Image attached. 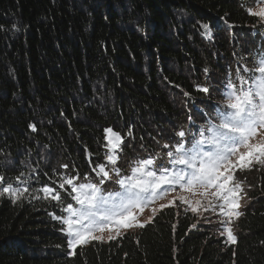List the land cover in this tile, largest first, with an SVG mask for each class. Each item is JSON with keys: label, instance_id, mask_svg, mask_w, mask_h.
Returning a JSON list of instances; mask_svg holds the SVG:
<instances>
[{"label": "trees", "instance_id": "16d2710c", "mask_svg": "<svg viewBox=\"0 0 264 264\" xmlns=\"http://www.w3.org/2000/svg\"><path fill=\"white\" fill-rule=\"evenodd\" d=\"M258 1L0 0L1 186L25 174L31 190L94 182L108 128L122 137L116 165L127 173L164 158L179 131L186 144L192 127L218 122L225 85L253 75L245 69L264 54V23L247 12ZM239 179L235 244L170 207L71 256L56 201L0 195V264H264V169Z\"/></svg>", "mask_w": 264, "mask_h": 264}, {"label": "snow or ice", "instance_id": "6c2138e0", "mask_svg": "<svg viewBox=\"0 0 264 264\" xmlns=\"http://www.w3.org/2000/svg\"><path fill=\"white\" fill-rule=\"evenodd\" d=\"M259 3L264 4V0H259ZM247 12L264 22V6H260L258 11L247 8ZM201 26L208 28L207 24ZM245 71L253 75L245 77L238 74L239 86L231 80L225 85L223 107L218 106L217 109L218 123L209 121L208 126L199 131V138H193L190 146L184 142L187 135L184 130L177 133L179 142L163 145L168 149L169 167L157 168L154 158L140 159L134 162L131 174L123 178H120V170L114 168L117 176L115 183L122 191L106 195L100 185L111 180L112 176L103 164L93 169L101 177L99 183H74L75 177H61L59 187L70 186L74 193L72 199L79 205L75 208L68 204L63 209L67 213L64 217L53 216L65 226L62 231L68 235L67 245L72 250L70 256L75 254L77 246L87 245L91 241L104 242L102 235L93 233H103L106 229L112 233L113 227L110 225L115 226L116 234H109L107 241L121 236V227H145L173 201L153 207L152 215L144 223L137 219L136 210L143 213L149 204L163 199L169 191L177 188L179 194L174 199L187 205L185 211H199L208 223L212 221L204 216L205 213L218 216L223 228L220 235H226L227 243H237V237L228 226L243 215L238 210L242 199L240 193L244 191L243 181L236 179V172L264 167V54L259 56L253 69ZM199 90L205 93L209 91L207 88ZM105 133L109 147L105 158L116 165L118 156L115 152L123 142L122 137L111 128L105 129ZM108 134L114 139L109 138ZM41 191L44 198L51 196L52 200H60L59 193H55L53 188L45 186ZM26 192L27 188L21 191L8 186L3 188L0 195L10 194L15 204Z\"/></svg>", "mask_w": 264, "mask_h": 264}, {"label": "rangeland", "instance_id": "374dc122", "mask_svg": "<svg viewBox=\"0 0 264 264\" xmlns=\"http://www.w3.org/2000/svg\"><path fill=\"white\" fill-rule=\"evenodd\" d=\"M260 6H264V4H260L259 1H258V4L255 5V7L253 8L254 11H258L259 10V7ZM259 19V18H258ZM264 23V22H263ZM200 34L204 37V38H209L210 37V34H209V31L208 29H205L203 27H201V30H200ZM236 84L239 86V81H236ZM223 101H224V96H223V99H222V105L220 106L221 108L223 107ZM219 122V121H218ZM218 122H214V123H218ZM208 124H205V125H196L194 127H192V130L193 131V137L190 139V142L186 143V146H190L193 138H199V131L201 130L202 127H207ZM207 134V133H206ZM109 138L111 139H114L113 137H111L110 134H108ZM105 137H106V134H105ZM106 141V147H107V153L106 155L109 153V147H108V141L105 139ZM253 142H256V141H253ZM205 149L208 148L207 145L204 146ZM119 150L120 148L115 152V155H118L119 153ZM243 150V149H241ZM155 159V158H154ZM235 159V158H234ZM156 160V159H155ZM167 160H168V157L167 155L164 157V158H159L158 157V160L156 161V167L159 168L161 166H164V167H169L170 165H168L167 163ZM134 164V163H133ZM132 164V166H133ZM105 165L106 169L109 171L110 175L112 176V179L111 180H107L105 181V183L103 185H100V187L103 189V194H108L109 192H116V191H122V189H120L119 185L117 183H115L116 179H117V176H116V173L115 171H113L114 168H118L117 165H112L110 164L106 158H105V163L103 164ZM131 166V167H132ZM131 167L128 169V172H121L120 171V178H123L125 176H128L131 174L130 172V169ZM256 168H261V169H264V167H256ZM119 169V168H118ZM120 170V169H119ZM247 171H237V180L241 181L239 178H242V174L245 173ZM101 179V177L97 174V171L94 172V182H93V179H81V180H74V183H87V182H92V183H99V180ZM33 178H31L29 176V174H25V175H22V177L18 180H15V181H11V182H8L6 184V186H11L12 188H16V189H20L21 191H23L24 188H27L28 189V192H26L28 195H31L33 197H40V198H44V193L41 191V190H38V189H35V190H31V187L35 188L33 185ZM56 190H54L55 193H59L60 195V200L59 201H56V204H57V207H58V210L60 212V217H64L67 215V213H65L63 211V209L68 205V204H72L73 207L75 208H78L79 205L76 204V202L72 199V196L74 195V193L71 192V187L70 186H65V188L61 189L59 186H56ZM0 190H3V186H1L0 184ZM26 193L24 195H26ZM7 194V193H5ZM179 194V189H175L173 191H169L163 199H160V200H156L155 202L149 204L147 207H145L143 213H139L138 210H136V214H137V219L139 220L140 223H144L146 221H148L149 217L152 215V212H151V209L153 207H159V205L161 203L163 204H168L169 201H173L172 205L166 207V208H179L181 210H185L187 208V205H184V204H181L178 200H175L174 197H176L177 195ZM10 196V194H8ZM240 195L242 196V199L240 200V204H241V207L238 209L239 211L242 210V208L244 207L245 205V202H246V199H244V195H243V192L240 193ZM11 197V196H10ZM49 199H51V196H49ZM195 199V198H193ZM55 201V200H54ZM165 208V209H166ZM188 213H190L192 216H194V218H196V220L198 221V223H207L209 224L208 222L205 221V219H203L201 217V214L200 212L198 211L197 213H193L190 209L187 210ZM204 216H207L210 218V220L213 222V223H216L217 226H216V229H217V232H218V235H220V231L223 230L222 226L219 224L218 220H219V217L214 215V214H211V213H205ZM226 219V218H225ZM56 220V219H55ZM238 219H235L230 225H228L229 227L232 228L233 230V227L235 226V223L237 222ZM63 228H65V226L61 223L60 220H57ZM150 223V222H149ZM148 224V223H147ZM113 227V232L112 233H109L107 231V229L103 232V233H100V232H95L93 233L94 235H102L104 237V242L102 243H106L108 242L107 241V237L109 234H112V235H115L116 232H115V226L114 225H110ZM140 228L139 227H135V228H130V229H125L123 227L120 228V232H121V235L125 234V233H131V234H134L137 232V230H139ZM234 233V232H233ZM62 235L64 237H66V239L68 240V235L66 233V231H63L62 232ZM225 241L227 240V237L226 235L225 236H222ZM119 238V237H117ZM91 242H97V241H91ZM90 242V243H91ZM98 243H101V242H98ZM230 244V243H228ZM88 245V244H87ZM77 247H82L81 246H77ZM72 251L71 249L68 248V253Z\"/></svg>", "mask_w": 264, "mask_h": 264}]
</instances>
